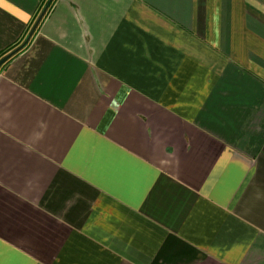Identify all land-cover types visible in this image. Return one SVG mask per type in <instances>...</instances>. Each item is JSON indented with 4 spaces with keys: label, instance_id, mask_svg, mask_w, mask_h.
I'll list each match as a JSON object with an SVG mask.
<instances>
[{
    "label": "crops",
    "instance_id": "obj_1",
    "mask_svg": "<svg viewBox=\"0 0 264 264\" xmlns=\"http://www.w3.org/2000/svg\"><path fill=\"white\" fill-rule=\"evenodd\" d=\"M0 264H264V0H53L0 68Z\"/></svg>",
    "mask_w": 264,
    "mask_h": 264
},
{
    "label": "water",
    "instance_id": "obj_2",
    "mask_svg": "<svg viewBox=\"0 0 264 264\" xmlns=\"http://www.w3.org/2000/svg\"><path fill=\"white\" fill-rule=\"evenodd\" d=\"M53 0H47V3L45 4L44 8L42 9V11L40 12L37 20L35 21L34 25L32 26L31 30L29 31L25 41L16 49H14L13 51H11L10 53H8L7 55H5L4 57H2L0 59V68L1 66L7 61L9 60L13 55H15L16 53H18L20 50H22L25 45L28 43V41L30 40L31 36L33 35L36 27L38 26V24L40 23V21L42 20L43 16L45 15L49 5L51 4Z\"/></svg>",
    "mask_w": 264,
    "mask_h": 264
},
{
    "label": "trees",
    "instance_id": "obj_3",
    "mask_svg": "<svg viewBox=\"0 0 264 264\" xmlns=\"http://www.w3.org/2000/svg\"><path fill=\"white\" fill-rule=\"evenodd\" d=\"M52 2L49 5V7H48V9H47V11L45 13V15L49 12V10H50V8L52 6ZM46 3H47V0H43L42 7H41L40 11L44 8V6H45ZM40 11H39V13H40ZM39 13H37L36 16L33 18L32 22L30 23L29 29H28L27 33L24 35V37H22L17 43H15L14 45H12L8 49L0 52V59L2 57H4L5 55H7L8 53H10L11 51H13L14 49H16L17 47H19L25 41V39L27 37V34L29 33V31L32 28V26L34 25L35 21L37 20V18L39 16Z\"/></svg>",
    "mask_w": 264,
    "mask_h": 264
}]
</instances>
